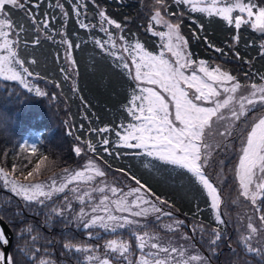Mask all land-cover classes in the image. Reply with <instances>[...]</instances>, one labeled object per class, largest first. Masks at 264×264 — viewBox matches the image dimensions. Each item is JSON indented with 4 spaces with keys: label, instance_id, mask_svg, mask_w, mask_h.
Here are the masks:
<instances>
[{
    "label": "snow or ice",
    "instance_id": "obj_1",
    "mask_svg": "<svg viewBox=\"0 0 264 264\" xmlns=\"http://www.w3.org/2000/svg\"><path fill=\"white\" fill-rule=\"evenodd\" d=\"M27 2L28 0H0V78L18 81L29 92L45 96L48 95L45 90L31 83L29 78L34 73L29 67L23 66L24 61L18 56L16 46L19 44V34L17 33L15 39L9 38L13 30V21L9 14L14 10L29 11L26 8ZM92 2L95 4L96 0ZM174 2L178 8L186 6L188 12H198L208 17L219 16L227 25H234V42L240 39L239 30L242 25L259 33L262 37L260 54L264 58V0ZM56 6L61 8L66 17L67 12L63 6ZM36 8L38 11L39 5ZM80 8H84L86 13V0L74 5L78 18L81 15L78 11ZM96 8L99 31L106 39L94 38L93 43L113 58L114 65L125 72L130 78V83L134 85L129 90L128 102L125 105L127 115L131 119H122L118 127L89 128L90 132L103 138L96 143L91 139L83 142L87 146V164L79 169L66 166L57 172L61 163L59 153L50 158L36 145H21L20 152L26 155L19 164V172L16 164H13L11 172L0 167V181L3 186L22 198L26 204L46 209L44 223L48 227L60 221L65 228L74 223L77 229L82 228L90 238L96 240L101 239V230L108 236H115L106 240L103 246L106 251L101 255L96 245L80 242L71 232H64L63 247L78 254L76 264H113V259L120 264L122 254L132 255L131 245L121 238V230L124 229H127L130 236L135 237L140 249L137 264H212V256H215L217 249L226 242L224 238L228 233L225 229L217 227L206 230L203 224H194L192 230L195 232L199 228L201 244L211 255H187L188 248L194 247L190 243L194 237L190 238L187 233L182 232L185 222L176 218L170 209L163 207L168 202L152 192L151 188H147L141 195L145 185L134 175L131 179L135 181L136 186L127 192L118 185L108 184L104 179L97 182V177L105 178L107 173L94 159L88 157L87 153L96 152L99 144L103 145V151L110 155L142 157L148 166L156 170L167 169L169 166H172L173 171L182 170V175L193 185L198 184L206 191L215 221L219 225L225 224L221 212V204L224 201L221 191L210 180L208 169H220L216 177L219 181L227 159L233 166L231 171L235 179H238V196L232 203H240L243 206L240 197L249 201L253 214L259 215L260 222L257 227L253 215H248L247 223L238 228L239 238L235 242L243 246L247 255L257 258V264H264V83L249 85L246 81L242 85L237 76L219 64L210 66L208 61H195L188 48L189 40L181 33L180 24L185 12L181 11L175 21L167 19L161 12V9L166 11L168 8L165 0H155L151 5L152 14L145 29L160 38L159 54L148 51L135 37L132 41L126 39L124 33L128 25H122L110 18L103 6L97 4ZM29 14L33 15L30 12ZM153 23L162 25L165 31H154ZM113 25L118 30L117 35L111 31ZM80 27L95 30L97 25L80 22ZM36 29L38 32L49 31L47 21H44L43 29L39 24ZM45 38L53 37L46 35ZM201 39L207 40V36ZM40 42V37L37 36L34 43ZM61 43L67 46L64 59L70 61L73 45L64 37L61 38ZM207 47L214 48L221 56L225 55L222 47L211 42ZM233 48L234 44L230 43L229 50L232 51ZM234 54L236 57L240 55L239 51ZM129 61L134 65V69L130 67ZM35 63L33 60L32 64ZM74 63L72 61L67 67L72 68ZM61 71H65L67 78V71L63 68ZM259 78L264 81V74H260ZM56 87H59V84H56ZM113 133L115 139L110 144V136ZM72 135L74 140H80L79 136ZM110 148H115L116 151L111 152ZM120 149L124 151L121 152ZM74 151L79 157L85 150L76 146ZM221 155L224 159L220 158ZM33 158L37 161L34 164ZM49 159L52 160L53 166L51 170H46L44 163ZM45 173L51 174L48 180L37 178V174L42 176ZM20 177H23V180ZM61 193L64 194L63 201L58 202L55 197ZM94 193L98 196H94ZM149 193L155 200L149 197ZM74 204L78 205V209ZM223 215H228L226 210ZM148 216H154L157 221L167 217L170 222L165 224V227L169 231L175 229L173 234L188 241L187 246L177 247L171 241L161 243L158 236L150 235L146 231L147 222L142 224L141 220L137 219ZM24 231L31 235V240H25L23 244L17 243L15 258L0 251V264H56L55 260L48 258L47 247L43 248V254H40L41 249L36 247L38 240H44L46 244L52 241L40 234L31 224L22 229L21 234ZM33 232L36 234H32ZM0 241L4 245L8 244L2 230ZM228 243L230 246L232 242ZM145 248L148 251L145 252ZM231 251L234 255L237 254L235 249ZM172 253H176L179 259L173 257ZM110 254L116 255L110 259ZM128 256L123 259H128ZM128 264L133 262L128 260ZM243 264L252 262L244 260Z\"/></svg>",
    "mask_w": 264,
    "mask_h": 264
},
{
    "label": "trees",
    "instance_id": "obj_2",
    "mask_svg": "<svg viewBox=\"0 0 264 264\" xmlns=\"http://www.w3.org/2000/svg\"><path fill=\"white\" fill-rule=\"evenodd\" d=\"M80 2L81 0H28L26 8L29 11L14 10L9 14L13 21L15 37L17 33L19 34V44L16 46L18 56L24 61L23 66L29 67L34 73L30 81L45 90L48 95L39 96L14 82L0 80V167L6 171L11 172L13 164H16L19 172V164L26 155L20 152V146L25 143L36 145L50 158L59 153L61 163L57 172L66 166L78 167L81 165L82 155L76 156L74 148L80 146L87 151V146L83 143L85 140L91 139L96 143L103 138L97 137L95 133L89 131V128L118 127L122 119L125 121L131 119L127 115L125 105L128 102L129 90L134 85L130 83L127 74L114 65L113 58L93 43L94 38L106 39L96 24L98 17L96 5L103 6L110 18L122 25H128L124 33L126 39L132 41L135 37L148 51L159 54L160 38L145 31L152 14L151 5L155 0H96L95 4L92 0H86V13L84 8H80L78 11L81 15L78 18L74 5ZM165 2L168 8L166 11L161 9V12L166 18L175 21L181 11L185 12L180 24L181 33L189 40L188 48L195 61H208L210 66L219 64L237 76L241 84L246 81L249 84L264 83L259 78L260 74H264V58L259 48L262 37L254 30L242 25L239 30L240 39L234 42L232 41V37L236 34L234 25H227L221 17L215 15L208 17L198 12H188L186 6L178 8L174 0H165ZM57 4H61L66 10V17L62 14L61 8L56 6ZM37 5H39L38 11ZM89 13L92 14V20L89 18ZM45 20L49 31L38 32L36 25L39 24L43 29ZM80 22L94 23L97 27L95 30L82 29ZM153 30L165 31L163 27L154 23ZM111 31L114 35L118 34L114 25L111 26ZM46 35L53 38L47 39ZM37 36L40 37L39 44L34 43ZM203 36H207V40L201 39ZM62 37L70 40L73 45L70 51L72 61L75 62L73 64L75 76L71 74L64 59L67 46L61 43ZM209 42L222 47L225 55L221 56L214 48L207 47ZM230 43L234 44L232 51L229 50ZM77 44L79 47H76ZM235 51H239V57L235 56ZM33 60L36 61L35 64H32ZM62 68L67 71V78L65 71H61ZM37 73L39 75H36ZM56 84H59V87H56ZM72 134L79 136L80 140H74ZM114 139L113 133L110 136V144ZM103 147L97 144V151L87 154L104 166L106 177L118 184L124 178L130 187H133L136 185L131 177L136 176L145 185L144 190L151 188L152 192L168 202L163 205L164 208L170 209L176 218L186 222L189 237H194L193 245L204 255L210 256L211 253L201 244L199 228L194 232L193 225L203 224L206 230L219 227L227 231L228 235L224 238L226 242L217 249L216 255L212 256V264H243L244 260L257 264V258L247 255L243 246L235 242L238 241L240 227L236 221L237 216L232 201L238 185L231 171L233 167L231 164H228L229 171H226L230 180L223 188L209 177L221 191L223 206L229 212H227L228 216H224L221 211L225 224L219 225L215 221L206 191L198 184L193 185L182 175V170L173 171L172 166L156 170L148 166L147 161L142 157L110 155L103 151ZM110 151L115 152L116 149L110 148ZM120 151L124 150L120 149ZM36 162L33 158V164ZM50 175V173L42 176L37 174V178L43 180ZM20 178L23 180V177ZM149 195L151 196V193ZM151 197L155 200V197ZM56 200L62 202L63 195ZM45 211L47 210L43 207L26 204L0 185V217L13 232L10 252L14 258L17 255V243L23 244L25 240H31V235L27 231L21 234V230L29 224L52 241L46 244L44 240H38L36 247L41 249L40 254H43V248L47 247L48 258L55 260L56 264H76L78 258V254L64 249V232H71L80 242L96 245L100 254L103 253L106 240L115 238L108 236L102 230L101 239L90 238L85 230L77 229L74 223L65 228L62 222L56 221L52 227H48L44 223ZM162 221L164 219L149 223L146 230L159 231ZM122 235L126 236L127 233L123 232ZM228 242H232L230 246ZM231 249H235L237 254L234 255Z\"/></svg>",
    "mask_w": 264,
    "mask_h": 264
},
{
    "label": "rangeland",
    "instance_id": "obj_3",
    "mask_svg": "<svg viewBox=\"0 0 264 264\" xmlns=\"http://www.w3.org/2000/svg\"><path fill=\"white\" fill-rule=\"evenodd\" d=\"M236 14H238V13H233V15H236ZM88 15V14H87ZM219 17V16H218ZM98 17L96 18V24H98ZM168 19V18H167ZM90 20H92V18L90 19ZM170 20V19H169ZM94 24V23H93ZM161 27H163L162 25H160ZM115 27V26H114ZM164 29V28H163ZM165 30V29H164ZM9 38L10 39H15L16 37H15V34H14V32H13V30H12V32H10V34H9ZM70 63H72V57H71V60L70 61H67V64H70ZM129 63H130V67H132L133 69H134V65H131V62L129 61ZM213 66H215V65H213ZM221 66V65H220ZM222 67V66H221ZM70 72H71V74L73 75V76H75V73H74V67H72V68H70ZM31 78V77H30ZM30 78H29V80H30ZM0 80H3L2 78H0ZM3 81H7V80H3ZM10 82H14V83H16V84H18L20 87H23L21 84H19V82L18 81H10ZM243 85V84H242ZM250 85V84H249ZM24 88V87H23ZM25 89V88H24ZM249 115H251V114H249ZM85 152L86 151H82L81 152V154L80 155H82L81 156V165L80 166H78V167H69V168H77V169H79V168H82L84 165H86L87 164V159L85 158ZM88 155V157H90V158H92V159H94V161L100 166V167H102V168H104V166H102L95 158H93L92 156H89L90 154H87ZM220 158L221 159H224V156L222 155V157L220 156ZM228 164H229V161L227 160V159H225V167H224V171H223V173H222V178L218 181L217 179H216V177H217V175L220 173V169L217 167V168H215V167H212V168H209L208 169V172L210 173V176L209 177H212L217 183H219V186H220V188H223L224 187V185L226 184V182L227 181H229L230 179H229V175H227L226 174V171H229V169H228ZM49 179V177L48 178H46V179H43L42 181H46V180H48ZM101 179H104V180H106L107 181V183L108 184H110V185H113V186H120V187H122L123 188V190L125 191V192H127L131 187H130V185L128 184V181H125L124 180V178H122L120 181V184H118L117 182H114V180H112V179H108L107 177H105V178H100V177H97V182H99ZM235 179V178H234ZM236 180V182H237V185H238V179H235ZM0 185L2 186V187H4L3 186V182L2 181H0ZM5 188V187H4ZM5 189H7L8 191H10L8 188H5ZM144 189H142V191H141V195H143L144 194ZM11 192V191H10ZM14 194V193H13ZM15 195V194H14ZM62 195H64L63 193H61V194H59L57 197H55V199H57V198H59L60 196H62ZM94 196H98V194H96V193H94L93 194ZM111 195V194H110ZM237 196H238V187H237V193L234 195V199H236L237 198ZM18 197V196H17ZM149 197L152 199V200H154L150 195H149ZM20 198V197H19ZM22 199V198H21ZM129 199H132V197H129ZM240 199V201H242L243 202V206L240 204V203H236V204H234L233 206L235 207L234 209H235V211H236V221H237V223H238V221H239V227H240V225H243V224H246L247 223V216L248 215H253V217H254V222H255V224H256V226L258 227L259 226V215L258 214H253V212H252V205H251V203L249 202V201H246L243 197H240L239 198ZM23 200V199H22ZM74 207H77V209H78V205L77 204H74ZM227 211L228 212V209L226 208V207H224L223 206V203L221 204V211L222 212H224V211ZM229 213V212H228ZM228 216V215H227ZM229 218V217H228ZM137 219H140L141 220V222H142V224L146 221L147 222V224H149V223H151V222H157V220H155V217L154 216H148V217H141V218H137ZM164 219V221H162L161 223H160V230L159 231H156V232H151V231H149V230H146V231H148V233L150 234V235H154V236H158L159 238H160V241H161V243H168L169 241H171L175 246H177V247H180V246H187V244L189 243L188 241H185L184 239H182L181 238V236L180 235H174L173 233H175L176 232V230L175 229H173L172 231H169L166 227H165V224H167V223H169L170 221H169V219L167 218V217H162V219L161 220H163ZM185 222V221H184ZM241 230H243V229H241ZM122 231V233L123 232H125V233H127V235L125 236V235H122V237L121 238H123V239H125V240H127L128 242H129V244L131 245V248H130V251H131V253H132V255H130V256H128V254L127 253H124V254H122L121 255V260H120V264H128V260H131L132 262H133V264H137V262L139 261V258H140V249H139V247H138V244H137V241L135 240V237L134 236H128V232H127V229H124V230H121ZM182 232H184V233H187V236L189 237V233H188V225L186 224V222H185V227L181 230ZM153 242H155V241H153ZM190 243L193 245V243H192V240L190 241ZM255 243V240H253V244ZM97 249H98V247H97ZM0 251H2V249H1V247H0ZM106 250H105V248L103 247V253L101 254V255H103L104 254V252H105ZM109 252H110V250H108ZM144 251L146 252V251H148V249L147 248H145L144 249ZM153 251H155V250H153ZM196 254H202V255H204L202 252H200V250H198L195 246L194 247H190V248H188V252H187V255H196ZM116 254H110V259H112L114 256H115ZM161 255H164L163 253H161ZM173 257H176L177 259H179V257H178V255L176 254V253H172L171 254ZM124 256H128V259H123V257ZM204 256H206V255H204ZM113 264H117V262H116V260L115 259H113Z\"/></svg>",
    "mask_w": 264,
    "mask_h": 264
},
{
    "label": "water",
    "instance_id": "obj_4",
    "mask_svg": "<svg viewBox=\"0 0 264 264\" xmlns=\"http://www.w3.org/2000/svg\"><path fill=\"white\" fill-rule=\"evenodd\" d=\"M90 17L92 16L90 15ZM257 34L260 35L259 33ZM0 230L4 232L5 238L8 240L7 245H4L2 241H0V243L2 244V251L5 252L6 255H11L10 249H11L14 235L9 225L2 218H0Z\"/></svg>",
    "mask_w": 264,
    "mask_h": 264
},
{
    "label": "clouds",
    "instance_id": "obj_5",
    "mask_svg": "<svg viewBox=\"0 0 264 264\" xmlns=\"http://www.w3.org/2000/svg\"><path fill=\"white\" fill-rule=\"evenodd\" d=\"M52 166H53V162H52L51 159L45 161L44 167H45L46 170H51Z\"/></svg>",
    "mask_w": 264,
    "mask_h": 264
},
{
    "label": "bare ground",
    "instance_id": "obj_6",
    "mask_svg": "<svg viewBox=\"0 0 264 264\" xmlns=\"http://www.w3.org/2000/svg\"><path fill=\"white\" fill-rule=\"evenodd\" d=\"M3 243V242H2Z\"/></svg>",
    "mask_w": 264,
    "mask_h": 264
}]
</instances>
